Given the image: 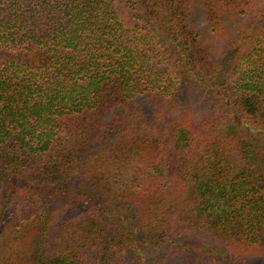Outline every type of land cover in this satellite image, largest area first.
<instances>
[{
  "label": "trees",
  "instance_id": "1",
  "mask_svg": "<svg viewBox=\"0 0 264 264\" xmlns=\"http://www.w3.org/2000/svg\"><path fill=\"white\" fill-rule=\"evenodd\" d=\"M0 264H264V0H0Z\"/></svg>",
  "mask_w": 264,
  "mask_h": 264
}]
</instances>
